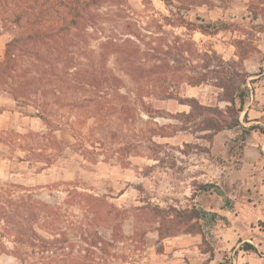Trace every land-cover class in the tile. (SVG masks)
I'll use <instances>...</instances> for the list:
<instances>
[{
  "label": "rangeland",
  "instance_id": "rangeland-1",
  "mask_svg": "<svg viewBox=\"0 0 264 264\" xmlns=\"http://www.w3.org/2000/svg\"><path fill=\"white\" fill-rule=\"evenodd\" d=\"M181 4L192 22L228 26L214 36L165 30L202 52L242 64L251 93L245 107L249 122L245 113L241 121L263 132L242 142L241 129L212 138L184 131L173 118L190 108L178 101L151 99L154 118L120 117L115 109L121 99L72 75L58 89L61 98L48 101L54 116L47 119L61 130L52 134L41 109L35 104L18 109L2 92L0 105L9 111L0 117V264H234L244 239L264 238V201L251 190L264 170V0H175L176 7ZM123 10L147 29L144 35L153 32L156 43L166 39L158 27L171 15L160 0H105L96 11L97 30L65 43L73 63L101 67L107 59L112 69L114 58L104 44L126 30ZM14 33L0 21V60ZM178 94L206 107L227 106L213 82L182 84ZM96 111L100 118L93 117ZM55 137L60 151L51 146ZM76 141L91 150L96 143L98 155L89 162L67 148ZM203 185L211 191L199 192ZM193 207L205 211L206 219L172 222L173 209L183 213ZM244 257L256 259L253 253Z\"/></svg>",
  "mask_w": 264,
  "mask_h": 264
},
{
  "label": "trees",
  "instance_id": "trees-1",
  "mask_svg": "<svg viewBox=\"0 0 264 264\" xmlns=\"http://www.w3.org/2000/svg\"><path fill=\"white\" fill-rule=\"evenodd\" d=\"M160 1L171 15V18H164L165 25L158 27L166 39L156 43L151 37L153 32L150 36L144 35L147 29L123 10L126 30L108 37L104 44L107 55L114 58L112 69H107V59L99 62L101 67L92 62L89 64V61L86 65H77L68 57V48L64 49L68 40L87 38L89 30H97L100 20L96 11L105 0H0V21L15 29L12 40L6 45L4 58L0 60V97L2 92L7 93L18 109L21 105L35 104L42 110L41 119L54 134L61 130L55 122L47 119V116H54L47 109L48 101L59 100L62 94L58 89L69 83L64 78L76 75L82 76L80 81L83 83L85 78L90 88L98 92L111 91L121 99L115 109L120 117L147 115L154 118L155 112L149 103L151 99L178 101L190 108L188 114L173 118L183 123V128H187L184 131L205 133L212 138L224 131L241 129L242 142L252 132H263L259 126L246 128L241 121L245 113L244 120L249 122L245 107L251 93L247 75L241 72L242 64L226 62L215 51L202 52L193 41L182 40L165 30L168 26L214 36L226 31L228 26L204 23L199 18L198 23L192 22L186 16L185 5L176 7L175 0ZM89 78L96 83H91ZM208 82H213L220 90L219 99L227 104L225 110L203 106L194 98L183 99L178 94L182 84L196 87ZM123 91L125 95L121 94ZM8 111L0 105V115ZM17 112L24 114L20 110ZM96 112L93 117L100 118L99 111ZM51 146L59 150L56 137ZM90 146L92 150L84 142L76 141L67 148L76 149L90 162L91 156L98 155L99 148L96 143ZM199 190L208 192L211 187L203 185ZM170 216L173 223L187 225L206 219V212L196 207L183 213L173 209ZM240 250L257 253V249L248 243H244Z\"/></svg>",
  "mask_w": 264,
  "mask_h": 264
},
{
  "label": "crops",
  "instance_id": "crops-1",
  "mask_svg": "<svg viewBox=\"0 0 264 264\" xmlns=\"http://www.w3.org/2000/svg\"><path fill=\"white\" fill-rule=\"evenodd\" d=\"M5 113L0 115V117H2ZM254 178H258V180L253 181V185H252V193L255 192V194L257 196H259V198L261 199V201H264V170H262L259 175H257ZM264 234V233H263ZM255 236V235H254ZM253 236V237H254ZM246 242H251L252 245L257 249V253H253V252H244V251H239V257L238 260H236L234 262V264H240L242 262V264H252L255 262V260H257V258H261L264 259V238H257V240H255L254 238H249V239H244L241 243L244 244ZM248 253H253L256 256V259L253 261L251 259H248L247 257L242 258L243 255H248ZM239 258L241 259V262L239 263Z\"/></svg>",
  "mask_w": 264,
  "mask_h": 264
}]
</instances>
